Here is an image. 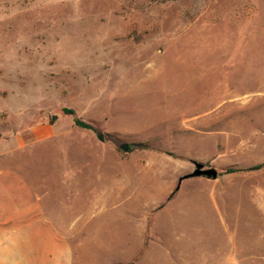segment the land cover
<instances>
[{
    "label": "rangeland",
    "instance_id": "1",
    "mask_svg": "<svg viewBox=\"0 0 264 264\" xmlns=\"http://www.w3.org/2000/svg\"><path fill=\"white\" fill-rule=\"evenodd\" d=\"M38 194L74 264H264V0H0V211Z\"/></svg>",
    "mask_w": 264,
    "mask_h": 264
},
{
    "label": "crops",
    "instance_id": "2",
    "mask_svg": "<svg viewBox=\"0 0 264 264\" xmlns=\"http://www.w3.org/2000/svg\"><path fill=\"white\" fill-rule=\"evenodd\" d=\"M26 187L29 195L36 193ZM36 197L37 203L0 211V264H74L73 237L81 228L73 222L60 227L46 221L40 205L42 196Z\"/></svg>",
    "mask_w": 264,
    "mask_h": 264
},
{
    "label": "water",
    "instance_id": "3",
    "mask_svg": "<svg viewBox=\"0 0 264 264\" xmlns=\"http://www.w3.org/2000/svg\"><path fill=\"white\" fill-rule=\"evenodd\" d=\"M100 139L103 140L102 135H100ZM121 149L123 151L127 152L129 150V145L124 143V144H122ZM193 163L195 165V170L192 173L184 175L179 179V183H178V187L176 189V192L179 191L182 182L186 179H189V178L207 177V178L213 179V180L217 179L218 171L216 169L206 168L205 164L201 163V162L194 161Z\"/></svg>",
    "mask_w": 264,
    "mask_h": 264
},
{
    "label": "trees",
    "instance_id": "4",
    "mask_svg": "<svg viewBox=\"0 0 264 264\" xmlns=\"http://www.w3.org/2000/svg\"><path fill=\"white\" fill-rule=\"evenodd\" d=\"M65 112H66L67 114H75V112H74L73 110H68V109H66ZM75 122H76V124H77L78 126H80V127H82V128L92 129V126H91V125L86 124V123H84L83 121H81V120H79V119H76ZM228 172L233 173V172H237V170H236V169H230V170H228Z\"/></svg>",
    "mask_w": 264,
    "mask_h": 264
}]
</instances>
